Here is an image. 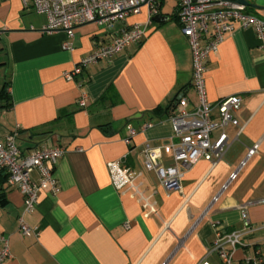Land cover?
<instances>
[{
	"label": "crops",
	"instance_id": "0c3cea01",
	"mask_svg": "<svg viewBox=\"0 0 264 264\" xmlns=\"http://www.w3.org/2000/svg\"><path fill=\"white\" fill-rule=\"evenodd\" d=\"M166 1L156 16L167 20L152 19L144 40L67 81L64 73L112 34L146 22L147 9L113 29L78 27L68 50L64 32L42 33L45 14L20 0H0V139L17 131L23 155L49 146L65 150L56 164H47L59 193L42 189L35 210L25 215L37 231L29 236L18 232L23 195L0 173V234L9 239L11 255L5 264H220L211 252L217 234L241 229L240 206L264 198V49L252 30L226 34L207 62L209 101L242 99L235 113L240 125L224 129L230 147L221 161L199 160L185 172L181 189L171 192L144 167L146 145L160 150L163 166L174 165L168 145L174 132L164 109L178 94L190 110L197 102L178 0L170 9ZM244 1L247 13L264 19V0ZM130 130L136 135L126 144ZM255 144L258 153L239 170ZM114 162L131 183L113 178ZM31 178L38 183L40 173ZM247 214L257 229L234 251L233 264H247L246 257L264 264V204L249 205Z\"/></svg>",
	"mask_w": 264,
	"mask_h": 264
},
{
	"label": "built area",
	"instance_id": "2783aa9c",
	"mask_svg": "<svg viewBox=\"0 0 264 264\" xmlns=\"http://www.w3.org/2000/svg\"><path fill=\"white\" fill-rule=\"evenodd\" d=\"M24 8L30 6L39 14H45L48 22L42 33L57 31L66 34L64 49H70L69 42L75 35V30L83 25L94 23L113 29L116 22L124 21L130 15H137L141 9H147V21L122 29L110 36V41L96 46L93 51L83 57L70 72L64 73L67 81H73L83 69L102 61H111L132 44L141 42L147 36L148 28L154 16L159 14L164 0H20ZM177 22L183 36L187 39L192 54V87L196 92L197 102L189 109V100L183 94H178L169 110V119L173 128V139L169 142L174 165L163 166L160 163V150L146 145L143 149L144 167L154 171L162 186L167 191L181 189V181L193 165L199 160L210 162L213 166L221 161L230 147L224 129L228 126L240 125L235 113L240 109L242 99L230 96L216 103L209 101L205 87L207 62L216 54L226 34L236 28L252 30L261 47L264 49V19L246 12L244 5L232 0H178ZM79 105H86L85 98L79 100ZM151 124L145 125L150 127ZM221 130L217 139L212 134ZM136 135L130 130L125 139L130 144ZM18 132H11L0 139V173H5L11 187L17 188L24 198V211L19 217L18 232L21 236H29L37 231L25 221V215L32 213L38 203L40 191L47 189L52 194L59 193L60 188L53 177L52 169L47 164H56L65 150L61 147H44L23 155L16 141ZM259 151V145L248 148L246 158L241 162L239 170ZM110 173L118 181L131 183L117 162L109 164ZM40 173V181L31 178L33 171ZM238 170V171H239ZM238 171L229 176L222 190L237 179ZM217 199V198H216ZM215 199V200H216ZM264 204V198L258 202L241 205L240 215L242 228L227 234H217L211 252H215L220 264H233V253L244 246L247 236L253 234L257 227L253 226L247 214L249 205ZM11 257L9 239L0 234V264H5ZM247 264H260L261 260H251L246 257ZM166 264V263H164Z\"/></svg>",
	"mask_w": 264,
	"mask_h": 264
},
{
	"label": "trees",
	"instance_id": "16d2710c",
	"mask_svg": "<svg viewBox=\"0 0 264 264\" xmlns=\"http://www.w3.org/2000/svg\"><path fill=\"white\" fill-rule=\"evenodd\" d=\"M176 19H177V16H176ZM7 100H8V94L6 93V90L3 89V92L1 94V107L2 108L6 107L5 103H7ZM174 100L168 104V106L164 109V112L169 113V110L171 109V107H172V105L174 103Z\"/></svg>",
	"mask_w": 264,
	"mask_h": 264
},
{
	"label": "water",
	"instance_id": "95a60500",
	"mask_svg": "<svg viewBox=\"0 0 264 264\" xmlns=\"http://www.w3.org/2000/svg\"><path fill=\"white\" fill-rule=\"evenodd\" d=\"M237 3L246 4L247 5V3L244 0H238ZM153 20L156 21V22H163V21H166L167 18H162L161 16H156V17L153 18Z\"/></svg>",
	"mask_w": 264,
	"mask_h": 264
},
{
	"label": "rangeland",
	"instance_id": "374dc122",
	"mask_svg": "<svg viewBox=\"0 0 264 264\" xmlns=\"http://www.w3.org/2000/svg\"><path fill=\"white\" fill-rule=\"evenodd\" d=\"M175 1L176 0H167L166 7L170 9L173 6V4H175Z\"/></svg>",
	"mask_w": 264,
	"mask_h": 264
}]
</instances>
